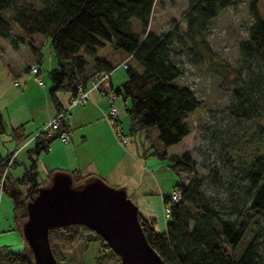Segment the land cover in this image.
<instances>
[{
  "label": "trees",
  "instance_id": "1",
  "mask_svg": "<svg viewBox=\"0 0 264 264\" xmlns=\"http://www.w3.org/2000/svg\"><path fill=\"white\" fill-rule=\"evenodd\" d=\"M230 1L187 0L184 27L176 23L157 33L149 25L154 0H0V36L9 38L12 45L17 39L25 41L39 73L42 52L35 35L49 37L56 63L47 70L51 80L48 94L57 111L62 109L58 90L71 96L92 74L111 71L126 62L125 79L111 87L114 94L129 98L125 107L129 132L154 125L162 147L153 153L167 157L179 174H187L186 181L175 183L177 199H170V193L162 195L163 204L170 208L163 229L155 227L153 216L139 212L145 236L165 264H264V13L258 8V0H249L252 19L246 36L238 39L241 67L235 68L227 87L231 110L248 120L247 136L255 135L257 144L244 156L233 144L222 147L220 163L215 161L209 167L212 181L221 187L216 193L206 191L205 176L195 170L189 151L168 152L166 148L190 131L188 116L202 103L191 87L176 81L184 68L172 50L186 48L190 62L211 56L206 31ZM13 29L16 36H10ZM85 54L92 58L91 71L86 69ZM31 63L25 66L27 70ZM108 88L106 80L103 89ZM63 130H70L65 117L51 133L41 128L32 135L34 143L27 150L29 163L18 177H11L8 171L16 162L15 148L5 155L0 153V185L11 196L14 216L20 221L26 218L27 199L56 170L48 169L46 178L38 180L35 157ZM10 134L21 139L24 123L11 126ZM224 166L229 168L226 173L221 170ZM70 174L74 184L97 176L77 169ZM54 232L69 241L95 231L82 223L50 227L51 250L61 264L64 254L52 240ZM96 234L110 251L102 258L114 255L113 264H121L119 255ZM242 240L245 244L241 246ZM2 262L32 264L25 248L14 250L5 244L0 245Z\"/></svg>",
  "mask_w": 264,
  "mask_h": 264
},
{
  "label": "rangeland",
  "instance_id": "2",
  "mask_svg": "<svg viewBox=\"0 0 264 264\" xmlns=\"http://www.w3.org/2000/svg\"><path fill=\"white\" fill-rule=\"evenodd\" d=\"M248 3L249 0H231L213 18L206 31V38L212 50L211 56L206 55L204 61L190 62L187 49L184 47H176L172 50V56L182 63L184 68L176 81L191 87L201 98L202 103L188 116L190 131L178 142L169 144L167 149L170 152H190L195 161V170L205 176L204 187L208 193H216L221 188L218 183L212 181L209 167L215 161L220 163L218 158H220L219 153L222 147L233 144L244 156L258 142L255 135L247 136L248 131L245 128L248 120L242 119L231 110V98L227 92L232 73L236 67H241L238 39L246 36L248 24L252 19ZM186 4L187 0H154L149 18L150 28L157 33H161L176 23L183 28ZM258 8L263 14L264 0H258ZM134 26L137 27L136 22ZM16 35L17 31L13 29L10 36ZM35 42L41 44L42 60L39 74L43 79V84L37 83L33 74H28V70L24 68L26 65L22 66L21 70L16 69V62L26 64L32 60L25 41L17 39L16 44L12 45L9 38L0 36V118L4 126V129L0 130V153L5 155L8 150L18 147L15 152L16 162L8 166L11 177L21 175L24 167L28 165L27 150L34 143L32 135L43 128L49 116V107H54L48 94L51 80L47 73V70L56 63L54 52L49 37L36 34ZM85 56L87 58L86 68L89 69L93 61L90 55L85 54ZM15 75L20 82L19 85L13 84ZM111 76L115 81L125 78L124 66L121 64L115 66ZM67 92L58 90L56 94L64 99ZM89 104L91 103L86 105ZM112 104L118 108L119 125L121 124V129L127 136L126 150L128 152L119 145L121 151L127 156L121 154L122 160L127 162L130 169L133 160L131 157H137L140 163L131 185L132 187L139 186L137 187L139 190L146 191L140 194L137 201H134L131 195L130 198H133L132 201L139 206L140 210L146 208L145 210L155 217V227L162 229L168 218L164 214L162 194L171 193L175 189L176 182L186 181L187 174L184 172L179 174L169 164L170 160L167 157L162 158L153 153L155 149L162 147L154 125L129 132V118L125 108L130 104L129 98L124 100L121 96L115 95ZM109 105L106 112L109 110ZM81 107H83L81 104L77 106L76 113H81L83 109ZM20 122L24 123L25 135L16 140L11 137L10 129L11 126ZM57 139L58 137L54 138V140ZM221 170L226 173L229 168L224 166ZM37 178L44 180L46 174L40 170ZM106 182L117 186L110 181ZM20 186L24 188L23 183H20ZM126 188L129 190L128 185ZM130 191L132 189L129 190V194H131ZM223 195L224 193L221 192L220 196ZM14 214L12 198L5 190H2L0 193V245H8L14 250L29 249L21 232V221L15 218ZM56 233H53L52 240L64 254L61 264H111L116 261L114 255L102 258L110 251L101 244L96 232H90V235L82 237L78 235L69 241ZM240 243L242 246L245 240Z\"/></svg>",
  "mask_w": 264,
  "mask_h": 264
},
{
  "label": "water",
  "instance_id": "3",
  "mask_svg": "<svg viewBox=\"0 0 264 264\" xmlns=\"http://www.w3.org/2000/svg\"><path fill=\"white\" fill-rule=\"evenodd\" d=\"M68 223L93 229L119 255L121 264H165L147 240L138 207L123 186L99 176L74 184L69 171L54 170L27 199L26 218L21 221L32 264H58L48 230Z\"/></svg>",
  "mask_w": 264,
  "mask_h": 264
},
{
  "label": "crops",
  "instance_id": "4",
  "mask_svg": "<svg viewBox=\"0 0 264 264\" xmlns=\"http://www.w3.org/2000/svg\"><path fill=\"white\" fill-rule=\"evenodd\" d=\"M30 62H32V60H30L29 63ZM29 63L26 62V64H24L16 62V69L21 70L23 69L22 66H27ZM86 69L88 71H91L93 69V63L90 64L89 69ZM111 74L112 70L109 72L107 84L109 85L108 89L112 90L111 86L117 85L125 78H121L120 81H115L112 79ZM14 77L13 81L17 78L16 75ZM67 93L68 94L64 99L60 98L59 95H57L62 108H65L67 106L68 100L72 96H70L69 92ZM89 95L90 97L86 102L79 103L83 106L81 107V109L83 108L81 113H76V108L79 104H75V106L72 105L68 109L65 115L70 129L69 138L67 140H63L59 136H56L58 137L57 140L53 139L46 150H42L36 155L35 158L37 170L38 172L41 170L45 174L50 168H54L56 170H65L69 172L73 169H77L81 173H93L106 181L114 183L115 185L123 186L128 196L130 197L131 195V197L134 198L132 199L134 201H137L141 196L140 194L146 192L144 190H139L137 188L139 186L132 187L131 185L133 183L134 174L135 172H137L139 168L138 166H140V163H138V158L135 156L131 157L133 159L131 169L128 166L127 162L122 160L121 154H123V156H126V153L122 152L120 148L123 146L122 148L125 151L127 141L124 145L119 143L112 130L111 123L105 116L108 104H110L109 99L107 98V94H102L99 90L92 89ZM115 95L116 94H114V96ZM88 103L91 104L86 105ZM53 106L54 107H49L50 112L48 114L49 116L47 122L57 113L54 104ZM72 107H74V109H72ZM116 121L118 123L120 122L118 115ZM115 139L117 142L115 141ZM119 145L121 147H119ZM16 149H18V147L15 148V152ZM167 151L170 152L169 149H167ZM126 152H128V150H126ZM126 185H128L129 190L132 189V191H130L131 194H129V190L126 188ZM137 207L141 214L145 216H153L149 211L145 210L146 208L140 210L138 205ZM113 263L114 262H112L111 264Z\"/></svg>",
  "mask_w": 264,
  "mask_h": 264
},
{
  "label": "built area",
  "instance_id": "5",
  "mask_svg": "<svg viewBox=\"0 0 264 264\" xmlns=\"http://www.w3.org/2000/svg\"><path fill=\"white\" fill-rule=\"evenodd\" d=\"M120 64L126 67V62L122 61ZM27 72L29 75L33 74L35 76L37 83L39 84L43 83V79L41 78L39 71H38V66L35 63L30 64ZM108 76H109V71H99V72L92 74L87 79L85 84H81V83L78 84L76 87V92L69 98L67 106L57 111V113L51 119L48 120V122L43 126L42 129H46L48 133H51L53 130L57 129L59 126L60 118L65 117L68 109L72 105L86 102L90 97L89 95L90 91L92 89H97L102 94L108 93L107 95H108L110 105H109V110L105 112V116L108 118L109 122L111 123L112 130L116 138L118 139L119 143L124 145L127 141V136L121 129L119 123L116 121L118 108L116 105L112 104V100L114 98V92L112 90H109V91L107 90L106 92V90L103 89V84L107 80ZM13 83L15 85L20 84V82L17 79H15ZM58 136L63 140H67L69 138V130L61 131L58 134ZM1 191H2V188L0 185V193ZM178 197H179V191L178 189H174L170 193V199H177ZM169 210H170L169 205L164 204V214L165 215L169 214Z\"/></svg>",
  "mask_w": 264,
  "mask_h": 264
}]
</instances>
